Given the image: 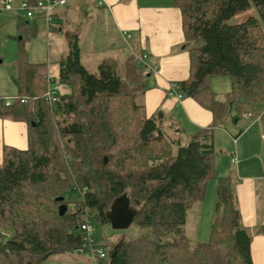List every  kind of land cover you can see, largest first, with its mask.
<instances>
[{
	"label": "trees",
	"instance_id": "16d2710c",
	"mask_svg": "<svg viewBox=\"0 0 264 264\" xmlns=\"http://www.w3.org/2000/svg\"><path fill=\"white\" fill-rule=\"evenodd\" d=\"M174 4L182 11L191 56L180 91L214 116L211 126L195 133L171 126L161 110L147 114L144 70L132 59L123 66L103 59L92 73L78 42H71L58 63L59 82L72 92L49 103L50 62H30L25 50L20 53L18 99L6 106L0 97V116L27 123L28 146L3 147L0 264H43L53 255L79 252L81 226L92 219L110 223L107 211L125 193L137 210L134 221L153 236L121 237L104 264H254L238 180L216 173L214 128L228 114L264 119V0ZM222 76L232 81L223 100L211 86L213 77ZM213 180L218 187L210 237L192 243L184 228L188 212L205 199ZM71 190L79 195L75 210L65 197ZM61 204L68 205L62 216ZM256 233H264V222Z\"/></svg>",
	"mask_w": 264,
	"mask_h": 264
},
{
	"label": "crops",
	"instance_id": "0c3cea01",
	"mask_svg": "<svg viewBox=\"0 0 264 264\" xmlns=\"http://www.w3.org/2000/svg\"><path fill=\"white\" fill-rule=\"evenodd\" d=\"M85 1L87 0H76L73 7L55 9L59 8V12L67 16L68 12L87 6V14L92 12L98 15L100 20L103 19L112 26L114 33L107 34L109 38L105 40L104 47L92 45L93 51L109 54L104 55L106 56L104 59H115L120 64L123 63L122 66L129 61L128 59H132L144 70L143 65L133 56L148 55L147 62L152 70L149 73L144 71L141 99L149 116L160 110L163 111L167 123L183 131L184 134L195 133L201 128L212 125L213 113L194 98L184 96L178 99L170 95L173 86H177L180 90V83L189 77L191 63L182 11L174 4V0H93V8ZM63 5H67V2L60 7ZM34 17L35 13L28 18ZM49 28H51L50 23ZM115 38L120 45L115 42ZM73 39L78 42L82 61L84 52L85 54L87 52V39L81 38L80 32ZM124 45L131 49V54L128 56L123 55ZM49 78L51 81L54 79L50 69L47 74L48 83ZM231 84V78L228 76L211 79L212 89L216 93L221 86L225 88L226 94L231 89ZM236 116H239L236 123L232 122L235 115L225 116L214 128L216 173L218 177L235 175L237 178L236 193L242 221L253 234L251 245L253 262L264 264V233H256L258 225L264 222V119L246 114ZM233 141L234 146L231 145ZM5 144L27 148V123L0 116V164ZM228 147L229 154L224 152ZM234 156L237 157V162L232 161ZM212 182L216 183V196L217 180L209 183L207 193Z\"/></svg>",
	"mask_w": 264,
	"mask_h": 264
},
{
	"label": "rangeland",
	"instance_id": "374dc122",
	"mask_svg": "<svg viewBox=\"0 0 264 264\" xmlns=\"http://www.w3.org/2000/svg\"><path fill=\"white\" fill-rule=\"evenodd\" d=\"M2 1L0 0V7ZM13 1L15 6L13 10L0 11V97L14 98L19 94V89L15 83V79L19 75L17 60L19 59L20 53L24 50L27 52L30 62H50L49 67L51 73L54 75V79L49 86L55 88V85L59 84L58 73L60 66L58 61L70 52V43L75 41L73 38H76L79 32L81 33V38L87 39L88 44L87 52L86 54L84 52L82 63L88 71L92 73L98 72L99 63L109 54H102L101 51H93L92 45L101 48L105 46V40L109 38L107 34L114 33L112 26L108 22L103 19L100 20V17L92 12L87 14V6L83 9L78 8V10L70 11L67 16H64L66 14H61L59 8H70L76 3V0H67V5H63L62 7L58 5L57 7L59 8L54 9V18L50 23L51 28H49V23L40 9L35 10V17L31 19L27 17V9L23 8V3L29 2L34 4L35 1L38 2L39 0ZM85 2L93 8V0H87ZM251 13H253V9L236 15L232 21H241ZM116 40L115 38V42L120 45ZM128 54H131V49L124 45L123 55L128 56ZM137 56H142V54H134L133 58ZM219 87L217 96L223 100L225 99V88ZM71 92V87L64 86V89L58 92V97L69 95ZM231 115L228 114L226 116L230 117ZM236 118H239V116L233 117L232 122L236 123ZM232 144L234 146V141ZM224 152L229 154V147L224 149ZM215 189L216 183H213L205 199L196 202L188 212V218L184 228L192 243L206 241L210 237L211 222L216 203ZM78 196L77 190L66 192L65 197L69 200L70 210L76 209L75 201L79 199ZM90 223L93 227L92 238L94 246L105 247L108 254L112 252L116 242L121 237L131 239L139 235L153 236L148 227H140L135 221L127 229H114L110 223H101L94 219ZM6 233L9 235L8 232ZM43 264L95 263L88 251H79L53 255L45 260Z\"/></svg>",
	"mask_w": 264,
	"mask_h": 264
},
{
	"label": "built area",
	"instance_id": "2783aa9c",
	"mask_svg": "<svg viewBox=\"0 0 264 264\" xmlns=\"http://www.w3.org/2000/svg\"><path fill=\"white\" fill-rule=\"evenodd\" d=\"M67 0H39L35 4H31L29 2L23 3V8L27 9V15L28 17H32L35 13L36 9H40L43 13L44 16L47 20L48 23H51L53 20V11L55 7L58 5L65 4ZM15 8L14 6V1L13 0H3L1 3L0 11L1 10H13ZM148 55L144 54L142 56H137L135 60L139 63H141L144 66V71L146 73H149L152 70V67L150 64L147 62ZM51 83V78H49V85ZM64 84L59 83L55 85V88H51L48 86V89L45 93V99L49 103H56L58 100V92H61L64 89ZM170 95L177 97L178 99H182L184 97L183 92L180 91L177 86H173V88L170 91ZM18 99V96H15L14 98H3V102L5 103L6 106H9L15 102V100ZM22 102H26L27 98L23 97L21 99ZM233 162H237V157L232 158ZM91 221H87L81 226V229L84 232V244L79 251H88L90 254L93 262L95 264H104V260L107 258L108 253L107 251L102 247H96L93 244V238H92V232H93V227L90 223Z\"/></svg>",
	"mask_w": 264,
	"mask_h": 264
},
{
	"label": "water",
	"instance_id": "95a60500",
	"mask_svg": "<svg viewBox=\"0 0 264 264\" xmlns=\"http://www.w3.org/2000/svg\"><path fill=\"white\" fill-rule=\"evenodd\" d=\"M237 121L238 118L235 119V122ZM57 199L62 200L63 196L57 197ZM67 209L68 205L62 204L60 215H64ZM136 215L137 210L131 205V200L126 193L116 197L107 211V217L114 229H127L134 222Z\"/></svg>",
	"mask_w": 264,
	"mask_h": 264
}]
</instances>
